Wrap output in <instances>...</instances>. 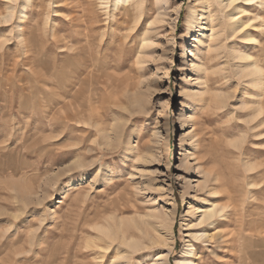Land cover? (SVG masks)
Wrapping results in <instances>:
<instances>
[{
	"label": "rangeland",
	"instance_id": "374dc122",
	"mask_svg": "<svg viewBox=\"0 0 264 264\" xmlns=\"http://www.w3.org/2000/svg\"><path fill=\"white\" fill-rule=\"evenodd\" d=\"M242 1L234 33L226 0L127 21L112 0H0V264H111L116 224L138 237L162 213L165 250L133 264H180L196 233L193 264H264V0Z\"/></svg>",
	"mask_w": 264,
	"mask_h": 264
},
{
	"label": "bare ground",
	"instance_id": "6f19581e",
	"mask_svg": "<svg viewBox=\"0 0 264 264\" xmlns=\"http://www.w3.org/2000/svg\"><path fill=\"white\" fill-rule=\"evenodd\" d=\"M11 1H16V0H11ZM110 1L111 0H104L105 4H109ZM112 1L114 2L113 4L115 5V7H119V6L123 5V6L127 7V10L128 9L131 10V11H129L127 18L126 17L123 18L125 20L126 19L128 20V18L133 17V14H132L133 12L136 11V12L141 13L142 10L144 11L145 9H147L146 7H148V3L150 2V0H112ZM158 1L165 2V0H158ZM240 1L241 0H226V2H227L226 7L228 9L233 8L232 12H230V14H229V18H230V22L232 23L234 33H236V32L239 33L240 31H243L244 29L250 27L251 22H252V21L251 22L250 21H243L242 19H239L240 18L239 15H241L244 11H242L241 8H239L235 5L237 3H239ZM243 1H245L247 4L248 3L253 4L252 2H254V0H243ZM15 3L16 2H14L13 4H15ZM30 3H32V0H27V2L24 3L26 6L24 4L23 5L25 7H27V6H29ZM10 9H12V7H10ZM115 9H117V8H115ZM159 10H160V7L158 8V11ZM20 14H21L20 15L21 19H24L27 17V13L25 12V8H24V10L22 9ZM8 17H11V15L8 14ZM140 19H141V17H140ZM2 20H4V19H2ZM137 25H138V23H137ZM154 25H155V23L151 22L149 24V26H150L149 28H152ZM196 25H197L196 18L189 17L187 19V28H188L189 33L195 28ZM149 28L147 29V33L149 31ZM23 34H24V32H23ZM23 34H22V36H23ZM144 35H146V32ZM202 37H203V35H202V31H201V35L197 39L198 44L203 43ZM213 37L215 38L214 31L210 35V38H213ZM244 38H246V40L247 39L249 40L251 38V36L247 34L246 37H244ZM150 40H151V38L148 35H147V37L145 36L142 39L143 42H148ZM144 48H146V46L143 44V49ZM198 50L199 49H196V50L191 49L190 53L188 55L190 57H193L192 64L188 67L190 70L193 71V73L194 72L196 73V72H199L200 70H202V65L199 64L201 61L199 63L197 61L198 60V58H197ZM241 55H243V54H241ZM244 56L247 57V55H243V57ZM241 58H242V56H241ZM244 58H242V59H244ZM244 72H246L247 77L251 78V82H257L256 80L259 79L258 77L261 75L262 70L257 66V64H254V65H248L246 71H244ZM225 209H226V206H224V205L217 206V204L215 202L212 203L211 207H207L204 211H202L203 212L202 218H201L200 222L198 223V225H203V224L209 223L213 220L214 221L217 220L215 218H217L218 216H222ZM133 220H134V223L136 224V229H138L139 230L138 232H140L141 235H143V236L139 235L137 237V234L133 233L134 230L126 229L127 227H123V226L121 228L122 222L117 223L116 229L114 232H112L110 240H112V243L119 241V240L120 241L118 242V245L116 248L117 255L115 256V258L111 262V264H133L132 260L134 259L135 255L139 254L141 252V250H144V248L147 247V246H144L145 245L144 240L148 241L149 244L153 243L154 246L158 245V248L162 247L163 243H164V238L161 234V231L163 229V224L165 223V221L171 220V213H162L161 215L155 217L153 219L154 221H148L145 224L141 223L138 220H135V219H133ZM170 229H171L170 232H172V235H173V233H174L173 226H170ZM150 230H152L154 233L152 234V231H150ZM202 233H204V232H202ZM204 236H205V234L196 233L192 236V238L194 240H196V239L199 240V239L203 238ZM130 239H131V241H129ZM193 239L190 240V242L187 245H185V247L181 251V255L183 257H185L186 259L185 260H179L180 264H193L194 263V260L189 259V258L194 257L196 254V252H195L196 247L193 243V241H194ZM108 248H107V250H108ZM152 249H154V248H152ZM163 249L165 250V247ZM171 250H173V249H171ZM171 250H168L167 253H165V251H162V250L158 251L156 254H152V252L145 253V254L142 253L141 258L139 257L136 262H137V264H150V263H148L149 261L147 260L150 258L153 261L152 264H170V256L172 253Z\"/></svg>",
	"mask_w": 264,
	"mask_h": 264
}]
</instances>
